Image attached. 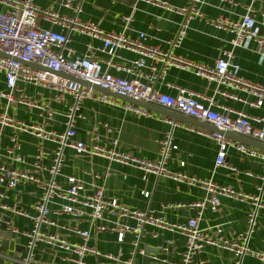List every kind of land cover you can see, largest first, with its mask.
Instances as JSON below:
<instances>
[{
	"label": "built area",
	"instance_id": "built-area-1",
	"mask_svg": "<svg viewBox=\"0 0 264 264\" xmlns=\"http://www.w3.org/2000/svg\"><path fill=\"white\" fill-rule=\"evenodd\" d=\"M83 1L64 0L63 6L74 12L73 16H66L51 9L38 7L35 0H0V5L7 8V11L0 12V53L8 56V58L0 56V72L4 74L7 86V92L1 96L8 100L9 105L14 103L41 110L43 117L49 121L53 119L55 111L49 104H40L26 97L19 89V83L51 90L55 92L57 99L62 100L65 96H71L74 99L66 115L68 129L64 134L46 130L42 125H28L10 116L7 111L0 112V140L1 131L11 128L16 132L35 136L42 142L56 144L53 165L50 168L43 163L42 145L37 150L32 171L14 169L7 163L0 166V185H5L7 189L12 190L22 183L30 182L43 190L40 200L33 206L34 215L17 204L12 206L5 204L3 200L7 196L0 192V244L9 237L26 238L27 244L24 249L26 255L22 252L17 254L21 264H33L34 251L40 243L52 249L65 251L72 264H85L84 259L88 255L103 257L116 264H140L135 261V257L138 253H142L139 249L140 240L145 228L150 226L185 237V249L181 253L178 264H206L200 259V254L205 247L229 252L230 264H244L247 256L264 261V254L255 253L249 247L256 229L259 211L264 208L262 203L264 176L262 185L258 187L257 196H242L237 194L231 186H221L211 180L197 181L186 175L172 174L168 171L167 164L178 146L173 143V135L170 132L159 143V159L156 161L139 159L130 152L119 150L117 139H111L109 146L102 145L98 134H95V143L92 146L75 142L76 121L80 117L78 112L84 101L90 100L113 106H117L119 101L107 93L98 92L70 79L90 82L115 94L130 97L139 102L155 104L185 117L207 123L223 133L245 136L264 143V118L252 117L244 112H232L228 109H225V112L217 111L214 109L216 107L214 96H206L184 87H174L178 92L176 96L164 94L156 87L158 80L164 79L171 68L191 70L197 76L215 82L218 87L232 88L253 96L256 102H253L251 106L261 108L264 105V86L241 77V68L233 63L234 49L246 48L250 42L255 43L257 53L264 57V35L261 33L260 25L252 9L238 22L220 18L211 23L216 28L228 30L233 35L231 41L233 49L223 52L222 58L216 62L215 67H209L193 63L173 54L172 51H164L158 46L147 45V35L144 32L136 38H129L124 33L106 32L96 24L82 22L78 15L82 12ZM143 1L157 4L183 17L175 38L168 42L172 49L182 45L191 22L203 17L200 6L205 0H187L182 8H171L161 0ZM40 20L49 23L52 28L48 30L40 28ZM53 27H59L62 31H54ZM72 32L80 33L93 41H101L102 48H96L92 43H88L84 54H75V50L70 46L69 34ZM121 50L132 52L138 57L127 64L122 61L118 53ZM98 51L107 54L108 58L100 59L97 55ZM158 68H160L159 71ZM145 69H148L149 73H145ZM112 70L116 74L112 73ZM157 71L158 74H155ZM121 73L131 77L124 78L117 75ZM221 95L229 96L226 92H222ZM124 108L136 115L148 116L151 113L133 104H126ZM230 113H235L236 117L232 118ZM254 123L262 124V127H257ZM104 127L112 131L108 125ZM191 129L217 143L216 168L236 170L229 167L227 163L229 149L264 161V152L259 149L231 140L217 132H207L193 126ZM11 140L13 146L6 150L7 158L16 163H24L25 157L19 153L21 147L17 139L13 137ZM66 148L76 151L77 154H90L136 167L143 172L144 181L148 180V176L154 175L161 179H173L178 182H187L192 186H200L207 192L209 198L187 206L196 210V216L193 218L184 223H169L164 216H157L152 211L133 210L117 199L107 198L102 186L96 187L94 193L88 194L86 193L87 183L75 176H68L66 185L59 184L56 178L62 174ZM181 165L184 166L185 163L182 162ZM43 172H48L52 179L42 180L39 175ZM145 196L149 197V192H146ZM221 197L250 202L253 206L248 214L247 229L234 240L225 238L223 228L220 226L212 229L200 227L205 210L209 208L212 212L219 211ZM51 206L56 208L53 209ZM166 208L170 209L171 206ZM8 214L30 219L33 222L32 230L20 231L14 225L12 218L7 217ZM52 214L68 215L78 220H90L96 234L105 231L116 232L119 244H124L127 234L133 235V258L122 260L119 256L104 254L88 246L86 242L91 237V232L88 230L78 232L85 241L82 244L71 243L59 234L50 233L48 230L51 228L66 229L50 220L49 217ZM128 220L134 221L135 225H129ZM2 227L5 229L2 230ZM173 245L174 242L169 241L160 250L169 253Z\"/></svg>",
	"mask_w": 264,
	"mask_h": 264
},
{
	"label": "crops",
	"instance_id": "crops-1",
	"mask_svg": "<svg viewBox=\"0 0 264 264\" xmlns=\"http://www.w3.org/2000/svg\"><path fill=\"white\" fill-rule=\"evenodd\" d=\"M171 8H182L187 0H161ZM64 0H35V4L43 9H51L61 15L73 16L74 12L63 6ZM203 17L191 22L187 35L179 48L172 49L168 44L175 38L183 17L159 7L157 4H149L143 0H84L82 12L78 15L82 22L96 24L106 32L124 33L129 38H136L140 33L147 35L146 44L158 46L164 51H172L173 54L183 57L196 64L215 67L216 62L222 58L223 52L233 49L231 41L233 35L225 29H218L211 23L222 18L230 22H238L252 9L253 15L260 25L264 35V0H205L200 6ZM7 8L0 5V12ZM42 29L48 30L52 26L39 21ZM54 31H62L59 27H53ZM70 46L75 54L82 55L86 51V45L92 43L96 48H102V42L91 40L80 33H70ZM122 61L130 63L137 59V55L121 50L118 52ZM100 59L108 58V55L98 51ZM233 63L241 68L240 76L244 79L264 86V57L256 51L255 43L250 42L246 48L234 49ZM160 68H158V71ZM149 73L148 69L144 70ZM158 71L155 74H158ZM115 73V71H111ZM116 74V73H115ZM124 78L131 75L117 74ZM144 81H146L144 79ZM18 87L23 94L40 104H49L55 111L51 121L43 117V112L38 109H30L20 104H10L2 97L7 92L6 78L0 72V112L7 113L17 120L28 125H42L46 130L57 134H64L67 129V113L74 103L71 96H65L62 100L56 98L55 92L30 84L19 83ZM156 87L160 92L171 96L177 95L174 87H184L197 93L214 96L217 111L244 112L252 117L264 118V105L261 108L251 106L256 99L239 90L228 87H218L215 82L197 76L191 70L171 68L164 79L160 78ZM226 92L229 96L221 95ZM236 97L237 99H234ZM118 99V98H117ZM117 106L107 105L90 100L82 103L78 112L80 117L76 121L77 135L75 142H83L87 146L95 143V134L100 135V143L109 146L111 139L119 141V150L130 152L133 156L146 161L159 159V143L167 133H172L173 143L178 149L172 153L167 164L168 171L176 175H186L197 181L211 180L221 186H231L236 193L242 196H257L258 187L263 183L264 161L259 158L245 156L234 149H229L227 163L229 167L216 168L215 161L218 145L209 137L200 135L191 129L185 122L178 121L177 125L169 117L151 112L148 116L136 115L124 108L130 104L118 99ZM221 108V109H220ZM232 118L235 113H230ZM108 125L112 131L105 128ZM257 127L262 124L254 123ZM203 128L207 132H211ZM196 128V127H195ZM211 128V129H210ZM15 137L21 149L19 153L25 157L24 163H16L6 156V150L13 146L12 138ZM43 147V163L47 168L53 165L56 144L42 142L35 136L19 133L11 128L1 131V155L0 166L7 163L10 167L19 170H33V163L39 146ZM64 164L61 175L56 181L66 185L68 176H75L87 183L88 194L94 193L96 187L105 189L107 198L117 199L121 204L133 210L143 212L152 211L155 215L164 216L169 223H184L196 216V210L187 207L190 204L209 198L207 192L200 186H192L187 182H178L173 179L158 178L154 175L143 180V172L136 167L127 166L118 162L96 157L90 154H77L76 151L66 148ZM185 165L182 166L181 163ZM39 177L49 181L52 176L43 172ZM0 192L7 198L3 202L7 205L17 204L34 215V204L40 200L43 190L34 183H22L17 188L9 190L5 185H0ZM146 192L150 196L146 197ZM264 204V194L262 196ZM178 205L185 207L178 208ZM167 206H171L167 209ZM53 209L55 206H51ZM250 202H241L236 199L221 197L218 212L205 210L200 223L202 229L223 228V236L228 240H234L247 229L248 214L252 209ZM14 225L22 232L31 231L33 222L24 217H13ZM50 220L66 229L51 228L50 233L59 234L71 243L82 244L85 241L78 234L79 231H90L91 237L86 242L88 246L96 248L104 254L119 256L122 260L133 258L134 236L127 234L124 244L118 243V234L105 231L96 234L93 223L90 220H78L68 215H51ZM99 223V222H96ZM131 226L135 222L128 220ZM5 228L2 227V230ZM20 239V250L11 246L0 244V264H21L17 254L26 255L27 239ZM10 242L17 239L9 237ZM169 241L174 245L169 253L160 250ZM186 239L178 233L147 226L140 240L139 249L135 261L140 264H178L181 253L184 251ZM250 249L259 254H264V208L259 211L255 232L249 243ZM69 255L63 250L52 249L45 244H38L34 251L33 264H72L68 260ZM200 259L206 264H230L231 254L222 249L205 247L200 254ZM85 264H116L103 257L88 255L84 259ZM166 261V262H165ZM244 264H264V261L252 256L244 259Z\"/></svg>",
	"mask_w": 264,
	"mask_h": 264
},
{
	"label": "water",
	"instance_id": "water-1",
	"mask_svg": "<svg viewBox=\"0 0 264 264\" xmlns=\"http://www.w3.org/2000/svg\"><path fill=\"white\" fill-rule=\"evenodd\" d=\"M0 56L8 58V56H6L3 53H0ZM35 67L39 68L38 66H35ZM70 79H72V80H74L76 82H79L83 86H86V87H89V88H93L94 90H96L98 92L107 93L110 96H113V97L118 98L120 100H124L126 102H129L130 104L145 108V109L149 110L150 112H156V113L163 114V115L169 117L172 121H175V122L182 121V122H185V123H187V124H189V125H191L193 127L200 128V129L204 128L206 130H209L208 126H211V125H209L207 123H202V122H199L196 119L185 117L184 115H181V114H179L177 112L170 111V110H168L166 108H163V107H160L158 105L151 104V103H146V102H139V101H136V100H134V99H132L130 97H126V96H121L119 94H115V93L110 92L108 90L102 89L100 86L93 85L90 82H85V81H81V80H77V79H73V78H70ZM211 128H212L211 132H217V133L223 134V135H225L227 138H229L231 140L243 143L245 145H248V146L256 148V149H259V150L264 152V143H260L258 141H255V140L251 139V138H247L245 136H239V135L232 134V133H223L221 131L216 130L212 126H211ZM2 244H3V246L14 247L17 251L20 250V248H19L20 239H17L16 241H12V242H10L8 240H3ZM23 249H25V247Z\"/></svg>",
	"mask_w": 264,
	"mask_h": 264
}]
</instances>
